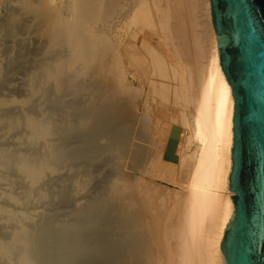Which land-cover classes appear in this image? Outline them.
Here are the masks:
<instances>
[{
  "label": "bare ground",
  "instance_id": "bare-ground-1",
  "mask_svg": "<svg viewBox=\"0 0 264 264\" xmlns=\"http://www.w3.org/2000/svg\"><path fill=\"white\" fill-rule=\"evenodd\" d=\"M16 2L0 264H222L234 103L209 0ZM46 202L75 207L59 220Z\"/></svg>",
  "mask_w": 264,
  "mask_h": 264
},
{
  "label": "water",
  "instance_id": "water-1",
  "mask_svg": "<svg viewBox=\"0 0 264 264\" xmlns=\"http://www.w3.org/2000/svg\"><path fill=\"white\" fill-rule=\"evenodd\" d=\"M209 11L234 103L222 264H264V0H209Z\"/></svg>",
  "mask_w": 264,
  "mask_h": 264
},
{
  "label": "rangeland",
  "instance_id": "rangeland-1",
  "mask_svg": "<svg viewBox=\"0 0 264 264\" xmlns=\"http://www.w3.org/2000/svg\"><path fill=\"white\" fill-rule=\"evenodd\" d=\"M60 1V0H57ZM62 2H64V0H61ZM14 3H17L16 0H0V69L1 72L2 67L5 65L7 59H12L16 56V52L18 49V45L15 42H7V38H5V34H4V19L6 18V14H9L11 12V5L13 6ZM5 17V18H4ZM15 17L17 19H19L18 15H15ZM33 22H29L28 23V30L27 31H23V32H19L16 36H18V39L21 38H25L28 37L27 39L32 40L34 38V30H35V26H33ZM33 27V28H32ZM25 32H32V33H27L25 34ZM52 93V92H51ZM3 96H8V97H14V98H18V96L16 94H11L6 90H2V93H0V97ZM51 97H54V94H51ZM61 97H62V101H66L69 100V96L66 92L61 93ZM55 107V104L51 107H47L46 110H48V113H50V115L54 118V121L59 124L62 125L63 124V120L61 115L59 116V114H54V112H51V108ZM50 110V111H49ZM61 114V113H60ZM102 172H105V170H102ZM164 186H167L169 189H171L172 191L178 192L180 191V188L178 186H172V185H166L163 183ZM75 205H66V206H57V205H53L51 202H46L42 207L41 210L45 211L46 213H49L51 215H54L56 217H58L59 220H63V219H67V214L69 212H71L74 209Z\"/></svg>",
  "mask_w": 264,
  "mask_h": 264
}]
</instances>
